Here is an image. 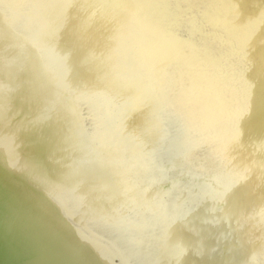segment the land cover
<instances>
[{"label": "bare ground", "instance_id": "6f19581e", "mask_svg": "<svg viewBox=\"0 0 264 264\" xmlns=\"http://www.w3.org/2000/svg\"><path fill=\"white\" fill-rule=\"evenodd\" d=\"M0 39L54 112L0 93V168L42 212L64 201L121 264L136 227L167 264H242L202 237L225 223L264 259V0H0Z\"/></svg>", "mask_w": 264, "mask_h": 264}, {"label": "water", "instance_id": "95a60500", "mask_svg": "<svg viewBox=\"0 0 264 264\" xmlns=\"http://www.w3.org/2000/svg\"><path fill=\"white\" fill-rule=\"evenodd\" d=\"M15 53L17 52L4 39H0V93L7 88L9 99L16 102L20 108L23 107L26 115H28L26 109L28 105L34 106L42 115L43 111L54 114L48 100L40 97L37 89L35 92L31 87L29 88L24 74L19 75L15 71L14 66L17 68L18 63ZM113 71L112 80L119 89L125 93L131 92L133 85L130 82L126 83L119 71ZM40 114L36 113L41 122ZM57 117L62 121L60 116ZM44 125L48 126L46 129L54 135L60 130L53 121ZM95 163L93 156L83 162L88 165L86 169L89 175L102 180L97 173ZM147 181L149 182L148 178ZM219 184L223 189L221 182ZM242 193L240 188H231L228 192L231 199L227 198L225 203V209L234 214L236 212L239 218H243L242 212L246 211L243 209L246 200L242 199ZM36 197L42 206L47 205V198L42 195ZM36 200L20 190L0 168V264H121L114 254H109L94 245L88 236L89 232L81 229L80 223L70 217L68 213L70 210L66 204H63L64 201L60 207L53 208L56 216L51 215L52 218L58 219L59 225L39 209ZM204 219L206 220L205 217ZM225 225L227 227L219 224L205 225L202 231L205 232L202 233L203 238H205L204 234L209 235L212 237L211 243L219 246L220 250L217 254L220 258L217 260H224L227 263L264 264V259L255 253L257 250H253L255 243L253 244L251 239L245 236L246 234L238 236L233 230L236 228H228L230 224L225 223ZM135 230L137 231L135 244L143 264H167L162 255L146 243L145 235L137 227ZM213 260L215 263L216 259Z\"/></svg>", "mask_w": 264, "mask_h": 264}, {"label": "rangeland", "instance_id": "374dc122", "mask_svg": "<svg viewBox=\"0 0 264 264\" xmlns=\"http://www.w3.org/2000/svg\"><path fill=\"white\" fill-rule=\"evenodd\" d=\"M181 33L184 35V36H187L188 34H189V32H185V30L184 31H182L181 30ZM207 33H205V37H202V41H206L207 43H209V44H211V45H218L217 43H218V41L219 40H217L216 38H213V39H208L207 38V36H208V34L206 35ZM200 39V38H199ZM201 40V39H200ZM201 43V42H200ZM210 47H212V46H210ZM212 50H213V47H212ZM214 51V50H213Z\"/></svg>", "mask_w": 264, "mask_h": 264}]
</instances>
